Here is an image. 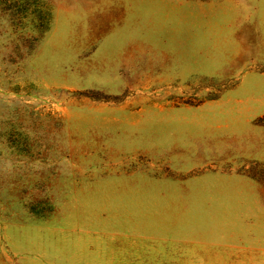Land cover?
Wrapping results in <instances>:
<instances>
[{"label": "rangeland", "instance_id": "374dc122", "mask_svg": "<svg viewBox=\"0 0 264 264\" xmlns=\"http://www.w3.org/2000/svg\"><path fill=\"white\" fill-rule=\"evenodd\" d=\"M0 264H264V0H0Z\"/></svg>", "mask_w": 264, "mask_h": 264}]
</instances>
